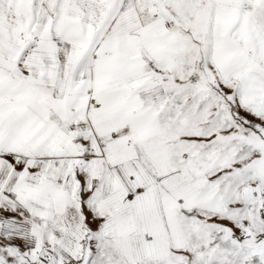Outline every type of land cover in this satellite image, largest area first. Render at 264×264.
<instances>
[{
    "label": "snow or ice",
    "instance_id": "6c2138e0",
    "mask_svg": "<svg viewBox=\"0 0 264 264\" xmlns=\"http://www.w3.org/2000/svg\"><path fill=\"white\" fill-rule=\"evenodd\" d=\"M0 264H264V0H0Z\"/></svg>",
    "mask_w": 264,
    "mask_h": 264
}]
</instances>
